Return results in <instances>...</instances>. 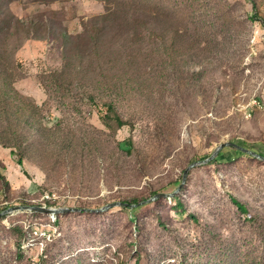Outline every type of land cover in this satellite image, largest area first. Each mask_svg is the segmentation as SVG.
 Wrapping results in <instances>:
<instances>
[{
  "label": "rangeland",
  "instance_id": "obj_1",
  "mask_svg": "<svg viewBox=\"0 0 264 264\" xmlns=\"http://www.w3.org/2000/svg\"><path fill=\"white\" fill-rule=\"evenodd\" d=\"M227 142L264 156V0H0V211L139 204ZM177 196L3 216L0 264H264V162L225 148Z\"/></svg>",
  "mask_w": 264,
  "mask_h": 264
},
{
  "label": "water",
  "instance_id": "obj_2",
  "mask_svg": "<svg viewBox=\"0 0 264 264\" xmlns=\"http://www.w3.org/2000/svg\"><path fill=\"white\" fill-rule=\"evenodd\" d=\"M225 148H234V149H236V150H238L244 154L250 155V156L264 162V156L259 155L255 152H252L250 150H247L238 144L227 142V143H224V144H221L220 146H218L215 149V151L213 152V154L208 159L191 164L183 174L181 185L173 193L157 194L154 197L150 198L149 200H146L142 203L134 204V205L126 204V203H122V202H116V203L108 204V205H106L100 209H97V210L75 209V208H56V207H46V206H42V205H11V206L6 207L5 209L0 211V218L3 216L12 215V214L19 213V212L40 213V214H46L49 216H56V215H62V214H68V213L100 214V213L107 212L108 210L113 209V208L136 209V208L145 206L147 204L156 202L157 200H160V199L172 200L175 196H177L182 191L183 186L185 185L186 180H187L188 172L191 169H194V168L202 166V165L209 164Z\"/></svg>",
  "mask_w": 264,
  "mask_h": 264
},
{
  "label": "trees",
  "instance_id": "obj_3",
  "mask_svg": "<svg viewBox=\"0 0 264 264\" xmlns=\"http://www.w3.org/2000/svg\"><path fill=\"white\" fill-rule=\"evenodd\" d=\"M253 9L256 11L257 10V4L253 1ZM108 13V12H107ZM107 13L106 14H103L100 18V20H104L107 16ZM255 18H257L258 20H263L262 17H260L257 13V11L255 12ZM116 94H112L110 95L109 97V100L108 101H105L103 102L102 104V107H103V114L100 116V119H101V122L102 124L109 130L111 131H115L117 129H120L123 125H130L132 127V124L128 123L129 121H123L118 115L115 114L114 112V107H115V104H114V96ZM88 96H92L91 93H89ZM66 136H64V141L66 140ZM123 146L124 148L127 149V152L126 153H129L132 149V140L131 139H128L126 140L124 143H123ZM19 157L17 159V164L18 165H21L22 163V159H21V154H18ZM4 170V167L2 165V163L0 162V182H3L5 185L7 184V181H5L4 179V176H3V173L2 171ZM175 203H176V206H181L180 205V202H179V198L178 196H175L173 199H172ZM230 200L231 202L233 203V205L236 207V209L242 214V215H245L247 216L249 214L248 212V209L247 207L240 203L236 198H233V197H230ZM41 203H45L46 205H54L55 202L54 201H51V200H48V199H43V201L39 202V205ZM122 203H126V202H122ZM22 204H28V202L26 201H23ZM29 205H33V204H29ZM34 215H41L39 213H32ZM57 223V218H56V221H55V224ZM21 232H22V229H21ZM25 236V232L23 233V237Z\"/></svg>",
  "mask_w": 264,
  "mask_h": 264
},
{
  "label": "built area",
  "instance_id": "obj_4",
  "mask_svg": "<svg viewBox=\"0 0 264 264\" xmlns=\"http://www.w3.org/2000/svg\"><path fill=\"white\" fill-rule=\"evenodd\" d=\"M43 199H49L48 196ZM41 199V201H43ZM40 205L46 206V207H56L54 205H46L45 203H41ZM48 217H50L48 215ZM55 216H51L50 218L55 223L56 219H54ZM48 238L47 232L41 229L39 224H33L29 227L27 236L23 240V246L22 249L31 248L32 250H39L41 252L42 246L44 241Z\"/></svg>",
  "mask_w": 264,
  "mask_h": 264
},
{
  "label": "bare ground",
  "instance_id": "obj_5",
  "mask_svg": "<svg viewBox=\"0 0 264 264\" xmlns=\"http://www.w3.org/2000/svg\"><path fill=\"white\" fill-rule=\"evenodd\" d=\"M51 217V216H50Z\"/></svg>",
  "mask_w": 264,
  "mask_h": 264
}]
</instances>
